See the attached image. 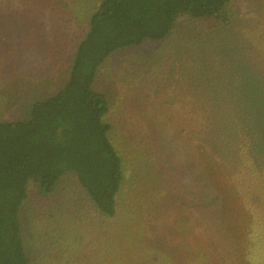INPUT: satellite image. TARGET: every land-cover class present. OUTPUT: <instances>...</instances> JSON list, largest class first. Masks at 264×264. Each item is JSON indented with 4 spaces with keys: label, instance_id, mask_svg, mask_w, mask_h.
<instances>
[{
    "label": "trees",
    "instance_id": "1",
    "mask_svg": "<svg viewBox=\"0 0 264 264\" xmlns=\"http://www.w3.org/2000/svg\"><path fill=\"white\" fill-rule=\"evenodd\" d=\"M68 1L0 0V7L31 4L33 13L45 16L49 36L56 24L48 23V14L50 19L56 13L55 22L67 33L76 12ZM229 3L95 2L63 59L60 88L31 103L26 118L0 122V264H30L20 235L30 182L50 195L64 177L74 178L101 214L116 215L124 177L112 127L103 121L107 99L93 89L100 68L114 53L167 39L183 15L217 18ZM49 6H55L53 14ZM260 25L257 33L264 18ZM236 32L233 43H226L224 34L218 43L225 55L212 51L219 68L196 82L191 78L183 100L159 98L158 107H166L167 114L162 110L155 124L145 123L148 141L149 126L161 134L151 135L158 143L149 149L160 176L158 187L150 189L156 194L146 202L153 211L145 216L150 247L138 264H191L194 249L213 255L210 264H264V42L258 37L250 43V30Z\"/></svg>",
    "mask_w": 264,
    "mask_h": 264
},
{
    "label": "rangeland",
    "instance_id": "2",
    "mask_svg": "<svg viewBox=\"0 0 264 264\" xmlns=\"http://www.w3.org/2000/svg\"><path fill=\"white\" fill-rule=\"evenodd\" d=\"M97 1H68L76 12L69 18L67 33L55 22L56 13L50 19L46 15L48 23L56 24L49 28V36L45 35V16L38 10L33 13L31 4L0 7V122L26 118L31 103L60 85L66 71L63 59ZM49 8L53 14L55 6ZM263 18L264 0H230L217 18L194 20L185 14L167 39L146 41L106 60L93 89L107 99L109 112L103 121L112 127L110 138L122 162L124 182L116 198V215L109 218L101 214L74 178L64 177L50 195L38 183L30 182L20 229L30 264H138L150 247L145 216L153 211L146 202L156 194L150 189L158 187L154 182L160 176L149 149L158 143L151 135L161 134L149 126L153 132L148 141L146 121L155 124L158 113L163 110L167 114L166 107H158L159 98L183 100L191 78L196 82L200 74L219 68L212 51L227 52L218 45L223 43V34L229 40L226 43H233L234 30L241 34L250 30V43L258 37L264 42V28L256 32ZM172 108L174 112L175 105ZM162 136L167 135L164 132ZM161 248L165 250V246ZM156 252L164 258L168 254ZM191 255V264L213 260L204 249H194Z\"/></svg>",
    "mask_w": 264,
    "mask_h": 264
}]
</instances>
